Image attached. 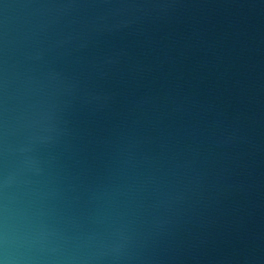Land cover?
Returning <instances> with one entry per match:
<instances>
[{"label":"water","instance_id":"water-1","mask_svg":"<svg viewBox=\"0 0 264 264\" xmlns=\"http://www.w3.org/2000/svg\"><path fill=\"white\" fill-rule=\"evenodd\" d=\"M0 264H264V0H0Z\"/></svg>","mask_w":264,"mask_h":264}]
</instances>
